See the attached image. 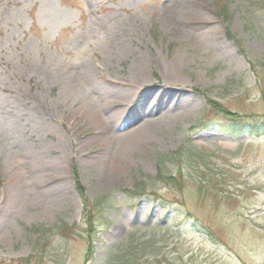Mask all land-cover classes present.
<instances>
[{"label": "rangeland", "instance_id": "1", "mask_svg": "<svg viewBox=\"0 0 264 264\" xmlns=\"http://www.w3.org/2000/svg\"><path fill=\"white\" fill-rule=\"evenodd\" d=\"M262 117L264 0H0V264H264Z\"/></svg>", "mask_w": 264, "mask_h": 264}, {"label": "trees", "instance_id": "2", "mask_svg": "<svg viewBox=\"0 0 264 264\" xmlns=\"http://www.w3.org/2000/svg\"><path fill=\"white\" fill-rule=\"evenodd\" d=\"M250 123L244 125L245 123L243 122L242 118H233V119H229L228 122L231 124L229 125V128L231 131H247L248 132V136L252 137V136H259L261 134H264V117L262 118H249ZM257 119V120H256ZM242 120V121H241ZM167 161H171L170 159H166ZM145 181L140 182L138 184H136V189L132 190V191H126V195L130 198H134V197H140L143 196V193L137 191V188H144V186L148 183V182H152L153 177H144ZM138 185V186H137ZM119 192L120 193V189L116 188L115 193ZM157 199L155 200V204H157ZM166 204L163 203H158V206H160L162 208V210H164L165 212H167V209H164L163 206ZM139 246L141 247H149L152 251H154L153 248H151V244L149 242H144L142 244H140ZM153 254V253H152ZM150 255V257H152L153 255ZM119 257H122L121 255H119ZM119 257H114L113 253L110 252V254L108 255L107 259H106V264L108 262H112L115 264H125V261L122 260ZM118 258V260L116 261V259Z\"/></svg>", "mask_w": 264, "mask_h": 264}, {"label": "bare ground", "instance_id": "3", "mask_svg": "<svg viewBox=\"0 0 264 264\" xmlns=\"http://www.w3.org/2000/svg\"><path fill=\"white\" fill-rule=\"evenodd\" d=\"M181 8L180 6V3H176V2H173V3H169L167 4L163 9V13L166 15V16H169V24L170 26H175V23L177 22H180V20H177V16H184L185 15H188V13L186 11H180L179 9ZM173 29V28H172ZM177 32H179L180 34V29H177ZM141 66V65H140ZM137 76L136 77H139L140 74H141V70L139 72H136ZM115 118V117H114ZM100 120V118H99ZM134 123V122H133ZM111 124H114V120L113 118H111ZM104 127V126H103ZM106 127V126H105ZM102 128V126H101Z\"/></svg>", "mask_w": 264, "mask_h": 264}]
</instances>
